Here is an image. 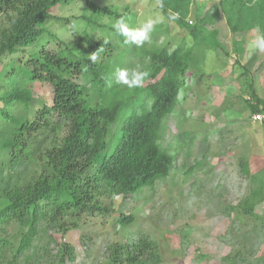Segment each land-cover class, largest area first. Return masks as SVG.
<instances>
[{"label": "trees", "instance_id": "1", "mask_svg": "<svg viewBox=\"0 0 264 264\" xmlns=\"http://www.w3.org/2000/svg\"><path fill=\"white\" fill-rule=\"evenodd\" d=\"M73 1L0 0V152L10 161L31 153L43 163L36 178L6 185L0 191V264H20V255L45 227L62 233L76 228L87 210L107 212L98 196L130 195L168 174L172 155L157 142L161 123L172 109L186 72L201 76L204 55L221 48L217 30L206 27L209 22L221 16L232 34L257 31V26L264 33V0H161L163 7L152 0L167 18L170 12L179 13L172 21L187 30L185 46L151 51L135 44L119 51L112 40H91L79 32L78 40L85 46L65 43L48 50L41 45L37 51L26 52L27 47L39 44L47 32L46 22L55 19L67 23V18L50 11ZM198 2H212L211 13L188 21L192 6ZM86 4L99 16L121 19L124 15L91 0ZM84 19L93 22L88 16ZM117 36L125 43L123 36ZM235 43L234 51L241 53L242 40ZM96 50L100 59L92 63L88 55ZM10 55L16 57L4 62ZM116 57L133 58L126 68ZM135 58L142 63L138 67L133 65ZM137 68L149 73L146 84L144 79L141 87L129 89L117 83L118 69ZM242 69L240 77L250 93L246 103L253 114H264V103L248 70ZM34 81L52 87V102L43 104L29 119L13 110L28 109V86ZM251 99L253 104H249ZM249 176L259 187L238 207L240 214L243 211L252 217L258 195L264 196V171ZM133 220L132 214H120L117 222L126 227ZM9 225L16 227L15 239L6 236ZM112 247L106 264H157L159 260L156 243L149 237ZM6 251L11 256H5ZM72 255L71 246L61 242L56 260L50 264H67Z\"/></svg>", "mask_w": 264, "mask_h": 264}, {"label": "rangeland", "instance_id": "2", "mask_svg": "<svg viewBox=\"0 0 264 264\" xmlns=\"http://www.w3.org/2000/svg\"><path fill=\"white\" fill-rule=\"evenodd\" d=\"M91 1L123 13L122 18L131 30L149 21H160L154 23L149 39L142 44L148 50L166 47L172 51L189 40L187 30L162 15L152 0ZM212 5L196 3L187 20L194 22L210 12ZM50 13L67 18V23L55 19L46 22L52 37L44 33L39 44L27 47L26 52L37 51L41 45L48 50H56L65 43L83 46L78 40L79 32L86 33L91 40H112L119 51L135 45L122 43L117 36L112 25L119 19L94 14L86 0H74ZM84 16L94 23H88ZM73 24L79 31L70 40ZM206 27L217 30L221 48L212 51L211 57L209 52L204 55L206 63L201 76L186 72L172 109L162 120L157 142L172 155L168 174L130 195L98 196L107 212L87 210L76 228L60 233L54 227H45V232L35 235L24 256L20 255V264H50L56 260L61 242L72 248L73 257L66 259L67 264H106L113 244L141 237L156 243L157 264H263L264 196L258 193L252 217L243 211L240 214L238 206L259 187V182L252 181L249 174L264 171V122L252 117L246 103L250 93L240 73L242 67L248 70L247 76L264 103V52L250 48L258 35L255 29L232 34L221 16ZM239 40L243 42V51L237 54L233 48ZM132 58L116 57V61L129 68L127 63ZM136 63L138 67L141 61L135 58L133 65ZM28 87V109L17 108L13 113L32 119L39 107L51 104L52 87L35 81ZM254 102L251 99L249 104ZM42 165L41 159L31 153L10 161L0 152V191L6 185L36 178ZM120 214H132L134 220L122 227L117 222ZM6 232L8 238H16L12 235L15 225H9ZM26 255L27 262H23ZM5 256H11V252L6 251Z\"/></svg>", "mask_w": 264, "mask_h": 264}, {"label": "clouds", "instance_id": "3", "mask_svg": "<svg viewBox=\"0 0 264 264\" xmlns=\"http://www.w3.org/2000/svg\"><path fill=\"white\" fill-rule=\"evenodd\" d=\"M157 2H158L160 7H163L161 0H157ZM178 18H179L178 12H170L169 13V19L176 20ZM156 22H160V21H156ZM156 22L149 21L148 23H146L141 28L136 29V30H131V29H129L125 19L121 18V19L117 20L112 25V27L115 29V31L119 35L125 37L126 43H129V42L135 43L137 46H140L145 41H147L149 39L150 33H151L153 26H154V23H156ZM77 31H79L78 26L73 24L72 33L69 34L68 38L71 40L73 33L77 32ZM257 33H258V35H257L255 41L250 45V48L264 52V33H260L259 26H257ZM97 50L102 51V49H100V48H98ZM97 50L95 52L91 53L90 55H88V59L92 63H96L100 59ZM212 55L213 54L211 52H209V57H211ZM148 74L149 73L147 71H141L138 69H133L131 71H129L127 69H118L116 71V81L119 84L126 85L129 89L137 88V87L142 86L143 81L148 76ZM255 114H257V113L252 114V117ZM262 120H259V121H262Z\"/></svg>", "mask_w": 264, "mask_h": 264}, {"label": "built area", "instance_id": "4", "mask_svg": "<svg viewBox=\"0 0 264 264\" xmlns=\"http://www.w3.org/2000/svg\"><path fill=\"white\" fill-rule=\"evenodd\" d=\"M264 118V114H255L253 115L254 120H262Z\"/></svg>", "mask_w": 264, "mask_h": 264}]
</instances>
